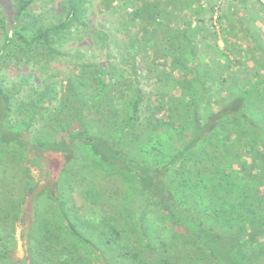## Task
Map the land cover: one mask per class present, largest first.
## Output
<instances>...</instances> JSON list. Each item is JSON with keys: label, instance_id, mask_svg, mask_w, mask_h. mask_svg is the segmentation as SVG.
I'll use <instances>...</instances> for the list:
<instances>
[{"label": "trees", "instance_id": "obj_1", "mask_svg": "<svg viewBox=\"0 0 264 264\" xmlns=\"http://www.w3.org/2000/svg\"><path fill=\"white\" fill-rule=\"evenodd\" d=\"M38 1L0 0L10 68L24 50L71 57L63 37L89 25L92 0H46L36 12ZM99 4L110 17L75 50L88 61L80 73L37 85L44 70L35 63L20 99L24 86L12 93L0 78V264H187L165 232L199 247L196 264H219L229 249L264 262V249L251 253L264 239V0ZM30 152L51 154L56 195L34 194ZM115 188L122 202L111 205ZM33 194L17 258L16 224Z\"/></svg>", "mask_w": 264, "mask_h": 264}, {"label": "rangeland", "instance_id": "obj_2", "mask_svg": "<svg viewBox=\"0 0 264 264\" xmlns=\"http://www.w3.org/2000/svg\"><path fill=\"white\" fill-rule=\"evenodd\" d=\"M59 2V0H56ZM37 6L34 7V11L39 12L41 11L40 8L41 6H46L48 4H46V0H40L36 3ZM56 5V3H55ZM58 7L56 5L55 10H48V11H44L43 15H44V19L46 22H49L50 20H53V18L55 19V12H58ZM126 12V13H125ZM53 13V14H52ZM130 13V9H127L126 11H118L116 12L115 17L114 18H121V16H125L124 14H129ZM110 15L108 12L105 11L104 8L101 7V5L99 4V0H92L91 2V6L89 9V13H88V20L87 23H89V25L87 27H79L76 30H73V33L63 37V39H69L72 42V47H67L64 48L66 50H64L65 53H71V57L65 56V54H63L62 56H56L53 55L52 57H49L47 54L44 55L43 57H34V52L30 51L28 52V50H24V52L22 53L24 56H26V58H23V62H20L19 67L17 69V64L15 63L14 66L16 67H12L10 68V66H8L7 62H3L5 60V56L6 54L2 51L1 45H0V68H2L0 70V78L2 80H4L3 87L6 91H10L12 93H16L17 88L22 85L24 86L23 89L21 90V92L17 95H15V99H20L21 95L27 90V84L25 81H30L31 77H32V67L33 64L35 63H39L41 64L42 68H43V72L42 73H38L37 78L42 81V83L37 82V85H44L46 83H49V77L53 76L54 79L51 81H63V78H65V75H68V72L70 71L72 74L77 75L78 73L81 72V64L82 62L86 63L88 61H86L85 59H81L77 56V54L75 53V50L77 49H81L82 47V52L86 51V48L88 47V42H90V30L93 28H97L99 24L104 25L107 24V20L109 19ZM10 33V31H9ZM2 37L0 36V43H1ZM71 44V43H70ZM70 46V45H69ZM20 57V56H19ZM27 60V61H26ZM103 59L101 60V58H99L98 62H102ZM96 64V63H95ZM11 65L13 66V61H11ZM16 72H20L18 74V76H14V73L16 74ZM62 73V75L60 74ZM37 75V73H35ZM17 77V78H16ZM62 78V79H61ZM41 86V87H42ZM51 155V154H50ZM50 155H36L33 152L28 153V157L30 159H37L38 160V165H33V164H28V167L30 168V172L31 175L34 177L35 181L37 182V186L35 189L34 194H36L37 192H39L42 189H48L52 194H54L56 192V186L58 184V179H57V172L58 170L54 168L55 163L53 161H51L49 159ZM79 157H76L73 161H78ZM81 178L83 179V185L84 187L86 185H88V183L90 182L89 179H86L83 175L81 171L80 173H78ZM88 182V183H87ZM86 183V184H85ZM113 190V189H112ZM111 192V191H110ZM118 192V188H115L113 190V194L109 195L108 194V198L110 200V204L111 205H116L117 201H121L119 200V196L120 194H117ZM132 193L133 195V190L131 188L127 187V191H123V198L127 199L128 195ZM33 195H31L30 197H28L26 199L25 205H24V217H23V222L22 223H17L16 224V232H15V237L17 239V252H16V256L17 258H23L24 257V248H23V241L21 238V235L23 233H25L28 230L29 225L31 224L32 220H33V210H34V205H33ZM56 195V193H55ZM139 192L137 193V201L139 202ZM129 199V198H128ZM104 202L106 201L105 199H103ZM136 201V202H137ZM122 202V201H121ZM129 202H127V200L125 201V204L123 206L124 209H129ZM139 205V203L137 204ZM116 208V207H115ZM139 208V207H138ZM109 213L115 214L112 211H114V207H109L107 209ZM133 211L131 213V216L134 215ZM148 217V215H147ZM131 226V225H130ZM168 238H167V237ZM161 237H163V240H165L167 243L170 239H172V242H169L170 244H172L171 246L169 245V247L172 248V251L175 252L176 255H180L178 257H183L185 259H187V264L191 263V264H196V263H200L199 261H197L198 259H203L204 258V254H202L200 257H197L198 255H200V249L197 246H193L191 242H188L186 245L184 246H180L176 240L173 239V237L168 234H164V236L161 235ZM170 237V238H169ZM226 240V236L223 237V240L221 237L216 236L215 240H213L216 244H225L226 242H224ZM209 241H212V239L210 238ZM263 241V242H262ZM262 244L258 243L257 241L253 242L251 244V246H253L254 251L251 252L253 255L257 254L258 256H261L260 253L257 250H261L263 251L264 249V239L259 241ZM235 244V243H234ZM209 245H211L209 243ZM250 247V246H249ZM201 248L203 249V247L201 246ZM210 248H212V250H215V247L210 246ZM231 250V249H229ZM224 253H222V257L221 260H219V264H252L251 261L245 259V260H240L237 255H228V251ZM249 250V248H248ZM144 251V250H143ZM171 251V252H172ZM170 252V253H171ZM261 258V257H260ZM173 260L174 263L173 264H177L178 262L180 263V260H177L175 256H173ZM202 262V261H201ZM203 263V262H202ZM98 264H106L103 260H101L100 262H98ZM181 264H185V262H181ZM206 264V263H204ZM209 264H212V261L209 262ZM258 264H264V262L262 260H260L258 262Z\"/></svg>", "mask_w": 264, "mask_h": 264}]
</instances>
